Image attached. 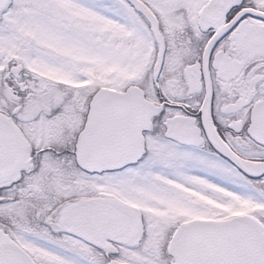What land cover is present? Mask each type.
I'll list each match as a JSON object with an SVG mask.
<instances>
[{"label":"snow or ice","instance_id":"obj_1","mask_svg":"<svg viewBox=\"0 0 264 264\" xmlns=\"http://www.w3.org/2000/svg\"><path fill=\"white\" fill-rule=\"evenodd\" d=\"M0 264H264V0H0Z\"/></svg>","mask_w":264,"mask_h":264}]
</instances>
